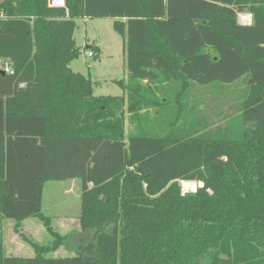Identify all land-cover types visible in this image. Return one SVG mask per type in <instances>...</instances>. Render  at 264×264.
<instances>
[{
	"label": "trees",
	"instance_id": "1",
	"mask_svg": "<svg viewBox=\"0 0 264 264\" xmlns=\"http://www.w3.org/2000/svg\"><path fill=\"white\" fill-rule=\"evenodd\" d=\"M80 17L113 18L126 38L127 96L94 95L70 66ZM238 81L224 125L126 138V112L160 106L164 83ZM75 178L93 238L67 257L5 255L3 220L48 221L46 182ZM0 264H264V0L0 1Z\"/></svg>",
	"mask_w": 264,
	"mask_h": 264
},
{
	"label": "rangeland",
	"instance_id": "2",
	"mask_svg": "<svg viewBox=\"0 0 264 264\" xmlns=\"http://www.w3.org/2000/svg\"><path fill=\"white\" fill-rule=\"evenodd\" d=\"M76 22L74 38L81 53L70 66L91 78L94 95L127 96L124 88L129 77L126 38L114 30V19L80 17ZM90 44L100 47L99 56L93 55L95 52L87 47ZM182 86V82L164 83L159 86L161 91L157 92L160 106H146L134 119L126 112V138L130 133L165 135L171 122L179 126L198 116L207 118L213 127L224 125L227 117L238 112L239 100L247 91L244 81L230 85L192 82L184 93H181ZM182 182L184 193L197 189L195 181L194 189H184ZM81 183L80 178L46 182L43 212L48 221L39 217L22 221L4 219V254L31 257L37 254V250L44 249L48 256L53 257L75 255L78 246L91 240L94 234L93 231H83L80 226Z\"/></svg>",
	"mask_w": 264,
	"mask_h": 264
},
{
	"label": "built area",
	"instance_id": "3",
	"mask_svg": "<svg viewBox=\"0 0 264 264\" xmlns=\"http://www.w3.org/2000/svg\"><path fill=\"white\" fill-rule=\"evenodd\" d=\"M60 1L62 0H49V4L56 7H64L65 6V0H63V5L60 4ZM239 22L242 25H250L253 21L252 14H239ZM1 69H3L5 72L13 73L12 67L7 63H2ZM21 85H24V83H21Z\"/></svg>",
	"mask_w": 264,
	"mask_h": 264
},
{
	"label": "bare ground",
	"instance_id": "4",
	"mask_svg": "<svg viewBox=\"0 0 264 264\" xmlns=\"http://www.w3.org/2000/svg\"><path fill=\"white\" fill-rule=\"evenodd\" d=\"M182 184L184 189H194L195 187L194 181H183Z\"/></svg>",
	"mask_w": 264,
	"mask_h": 264
},
{
	"label": "water",
	"instance_id": "5",
	"mask_svg": "<svg viewBox=\"0 0 264 264\" xmlns=\"http://www.w3.org/2000/svg\"><path fill=\"white\" fill-rule=\"evenodd\" d=\"M2 73H4L3 70H1ZM197 186L202 187L204 186V183L202 181L197 182Z\"/></svg>",
	"mask_w": 264,
	"mask_h": 264
},
{
	"label": "crops",
	"instance_id": "6",
	"mask_svg": "<svg viewBox=\"0 0 264 264\" xmlns=\"http://www.w3.org/2000/svg\"><path fill=\"white\" fill-rule=\"evenodd\" d=\"M4 63L10 64L9 61H6V62H4ZM21 86H24V85H21Z\"/></svg>",
	"mask_w": 264,
	"mask_h": 264
}]
</instances>
